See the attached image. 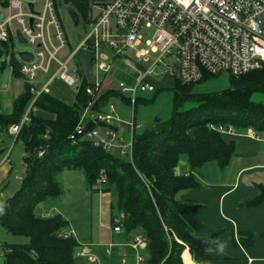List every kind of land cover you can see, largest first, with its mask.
<instances>
[{
  "label": "trees",
  "instance_id": "obj_1",
  "mask_svg": "<svg viewBox=\"0 0 264 264\" xmlns=\"http://www.w3.org/2000/svg\"><path fill=\"white\" fill-rule=\"evenodd\" d=\"M10 0L4 5L9 6ZM57 7V0H54ZM0 41V57L9 54L11 43ZM93 60V59H92ZM14 76H21V64L11 62ZM220 76H206L205 84ZM230 87L221 92L196 91L198 84H183L174 78L171 90L170 116L162 118L157 126L151 124L134 132L133 162L94 146L90 141L74 144L70 135L78 126L81 116L95 98L87 93V78L80 83L76 100L69 104L51 93L42 94L30 110L31 121L17 136L24 143L25 176L16 194L0 209V223L9 233L28 238V243H8L2 253L5 264H79L75 258L80 246L75 237L64 239L60 233L68 230L69 222L60 214L42 216L36 207L64 195L60 174L65 169H81L89 180V188L101 178L106 183L100 190L117 193V209L113 219L121 217L124 240L132 233L146 236L148 244L146 264H185L183 253L188 247L197 263L210 260V241L219 238L221 231L209 237L197 233L203 225L195 218L198 205L178 199L185 190L200 187L197 175L208 163L215 162L221 169L228 167L237 154V139L250 129L264 132V67L250 74L227 76ZM160 89L150 99L140 96L134 105V119L140 102L154 103ZM35 95L25 83V89L14 101L13 111L3 113L0 94V132L22 121ZM114 100L125 106L131 100L120 90L104 92L95 100L92 110L105 114ZM155 123V122H154ZM105 123H87L92 129ZM114 128H118L116 125ZM44 154L40 156V151ZM185 160L187 170L178 172ZM259 196L246 203L256 207L264 203V185ZM241 239L253 241V235L240 234ZM123 247L113 250L111 256L103 251L105 264H122ZM133 261V250L125 248ZM132 254V255H131Z\"/></svg>",
  "mask_w": 264,
  "mask_h": 264
},
{
  "label": "built area",
  "instance_id": "obj_2",
  "mask_svg": "<svg viewBox=\"0 0 264 264\" xmlns=\"http://www.w3.org/2000/svg\"><path fill=\"white\" fill-rule=\"evenodd\" d=\"M97 11L90 33L74 49L73 54L62 52L69 44V38L63 28L54 0H45L41 10L36 9L34 0L27 4L24 0H10L9 8L14 14L0 22V41L8 42L11 37L18 38L20 31L26 43L32 45L33 59L22 60L21 73L31 87L35 98L22 121L10 128V133L18 136L26 123L31 121L30 110L36 100L44 93H51L52 85L60 78L65 85L80 86L77 71L72 70L70 63L83 51L92 55L96 66L97 80L87 88V93L95 100L104 93L103 77L112 69V63L124 59L134 67L127 58L129 52L136 51L138 60L149 62L151 53H160L150 69L140 71L136 83L127 86L120 82L121 93L134 105L140 96L156 91L151 81L154 68L164 64V59L172 61L167 65L174 67L176 75L183 84H198L206 76L231 75L241 77L264 67V0H88ZM34 4L35 12L29 8ZM33 19V23H31ZM18 24V27L14 26ZM153 29L152 38L145 34ZM145 45L146 48H142ZM140 48H142L140 50ZM75 54V55H74ZM91 101L83 112L80 122L69 139L74 143L90 141L94 146L107 152L128 157L133 162L134 132L143 127L133 118L128 121L129 130L122 131L117 125V108L115 102L108 105L107 112L97 113L92 110ZM105 123L92 129L87 123ZM118 128H114V126ZM44 150L40 151V156ZM10 159V152L2 164ZM101 178L94 189L102 191ZM112 230L115 234L123 233L122 219H112ZM72 230H64L60 237H74ZM148 244L146 236L136 233L129 241L111 243L105 249L108 256L117 247H130L133 261L124 256L122 264H146L144 250ZM75 258L86 264H105L103 259L92 251L90 246L80 245Z\"/></svg>",
  "mask_w": 264,
  "mask_h": 264
},
{
  "label": "rangeland",
  "instance_id": "obj_3",
  "mask_svg": "<svg viewBox=\"0 0 264 264\" xmlns=\"http://www.w3.org/2000/svg\"><path fill=\"white\" fill-rule=\"evenodd\" d=\"M31 0H24V3L27 4ZM36 3V7L38 10L43 8V4L45 0H34ZM88 3V0H84ZM83 0H78L76 3L75 0H57V9L61 19V22L64 26V29L72 38V44L64 49L63 52L70 51L73 54L74 49L77 48L78 44L85 39V37L90 33L91 27L88 26V23L84 21L82 10L87 13V18L95 17L97 11L88 3L86 4ZM80 5L84 8L81 9ZM86 5V6H85ZM6 12L4 8L0 5V22L5 21ZM76 15L79 16L80 21L76 19ZM86 20V18H85ZM94 19L92 21V24ZM91 24V25H92ZM80 25L81 32H78L77 35L71 33L72 30L76 29V26ZM15 27H18L17 23H14ZM76 30L74 31L75 34ZM154 30H146L145 34L148 38H152L154 34ZM142 48L147 47L145 45ZM140 48V50L142 49ZM33 50L32 45L28 43H21L18 38H14L13 43H11L10 51L14 54L9 57L3 56L0 57V94L2 99V108L1 111L3 113H11L14 107L15 99L23 93L25 89V79L21 76H14L13 68L11 62L14 61L16 63H21L22 59L19 56V53L22 52H30ZM61 54V57L63 55ZM136 51H131L128 54V59L131 63H133L134 67L128 65L127 61L124 59H117L112 63V69L109 73L103 77V79H107L108 82H111V85H115L118 87L120 82H124L127 86H133L136 83L137 77L140 76V71L142 72L145 69H150L153 67L155 61L160 57V53H151L148 57L150 59L149 62L142 60H138L135 57ZM75 55V54H74ZM87 55L85 52L81 51L74 58L73 62L70 63V67L76 65L80 62L83 56ZM90 55V54H89ZM92 56V55H91ZM165 65L161 64L154 68V74L151 77V81L155 84L156 88H165L160 89V93L158 98L154 101V103H145L140 102L137 107L136 118L139 122H141L144 126H149L154 124L156 117L167 118L170 116L171 110V90L172 86H174V76L176 72L174 71V67L168 68L167 65H171L172 61L168 58L164 59ZM82 68V66H81ZM82 70L96 76L99 71L97 70L95 65H84ZM228 75H222L214 81L207 82L205 84H198L195 88L196 91L202 92H221L230 87V83L227 80ZM64 85L63 88H58V86ZM105 89V86H103ZM52 91L55 94L61 91L60 95L63 98H66L69 93L70 97H73L75 101V96L77 89L76 87H69L64 84V82L57 78L52 85ZM141 95H145L143 97L150 99L154 96V93H141ZM60 95H58L60 97ZM61 98V97H60ZM256 100H263V96H256ZM74 101L72 103H74ZM67 103H71V101H66ZM117 108L124 111L123 115L126 119L131 120L134 116V109L132 105L123 106L122 101L115 102ZM116 109V111H118ZM117 118L119 122H122L121 118L117 113ZM127 121V122H128ZM155 125V124H154ZM145 127H142L143 129ZM139 129V130H141ZM260 134L264 136V132H260ZM10 152V159L5 162V165H10V170L8 172V176L3 183H0V207L12 196H14L19 189L21 182L26 173V167L24 163V143L21 139H17L16 135H13L9 132H0V163ZM117 154V153H114ZM118 155V154H117ZM3 158V159H2ZM215 164V162H212ZM187 166V162L183 160L178 168V172H183L187 170L183 167ZM216 165V164H215ZM222 173V172H221ZM210 174V173H209ZM202 177H205V168L202 169ZM211 175V174H210ZM226 177V175H225ZM59 180L62 182L64 195L61 198L51 199L49 202L42 203L36 207V214L42 215L45 213H54L61 214L64 218H66L71 225H73L78 233V239L80 240H90V238H94L93 233L97 232L98 227L101 225L102 218V210L100 208V203L102 202V193L104 191H92L89 188V180L87 174L81 169H65L62 174L59 176ZM106 180V179H105ZM209 180V179H207ZM211 181L217 180V176L211 175ZM105 194V193H104ZM111 196V201L109 203V207L112 208V211L115 213H119L117 209V193L114 189L111 192H108ZM55 209H50L51 207ZM100 220V221H99ZM71 229V228H70ZM110 229L112 231V224H110ZM136 233H132L134 236ZM15 244L28 243V238L24 236L13 235L7 232L0 223V245L4 244L5 241ZM1 250V248H0ZM3 256V253H2ZM184 258V257H183ZM3 261V258H0ZM83 261V260H80ZM194 261V260H193ZM85 262V261H84ZM185 262V261H184ZM5 264V261H4Z\"/></svg>",
  "mask_w": 264,
  "mask_h": 264
},
{
  "label": "crops",
  "instance_id": "obj_4",
  "mask_svg": "<svg viewBox=\"0 0 264 264\" xmlns=\"http://www.w3.org/2000/svg\"><path fill=\"white\" fill-rule=\"evenodd\" d=\"M75 1L78 3V0ZM4 2L5 0H0V5L5 11H7L5 14V19H7L12 16L14 12L7 5H4ZM84 2L86 3V1ZM88 3L90 4L89 1ZM35 8L37 9V7ZM80 8L84 9L81 5ZM82 13L84 21L88 23V26H91L94 16L92 18H87V13L83 10ZM76 19L78 20L77 22L80 21L79 16L77 15ZM79 28L80 25H77L76 29L71 31V33H73V37L74 35H77L78 32H81L78 30ZM64 30L69 38V45H73L71 40L72 38H70L67 30ZM75 30L76 32L74 34ZM66 54L67 52H63V56H66ZM89 64L94 65L92 56L85 55L81 58L79 63L71 66V69L78 72L81 82L87 78L88 82L92 84L96 82L97 75L93 76L92 74L82 70L84 65ZM103 86H105V89L103 88L104 92L110 91L114 88V86L111 85V82H108L107 79L103 80ZM63 87L65 86H58L59 89ZM60 93L61 91L58 92V94H55L51 90L52 95L65 102L69 100L72 103L74 101L73 97H70V93L66 98H63ZM58 95H60L61 98ZM118 101L119 100H114V102ZM123 106L125 105L123 104ZM117 110L122 122L115 123L120 125L122 131L128 135V119L124 117L123 110L120 111L119 108H117ZM137 123L142 124L138 120ZM143 127L145 126L143 125ZM5 164L6 163H0V183H3L6 180L8 172L11 168L10 165ZM215 164L210 162L202 168H205V177H202V169L200 170V173L197 175L200 187L182 191L178 195V199L198 205L197 211L195 212V218L203 225L202 230L197 233L200 237H209L215 231H221L219 239L225 241L227 246L223 253L215 250L209 251L211 258L209 261L204 263H197L188 247L184 251L182 258L184 257V254L188 252L195 264H264V203L256 207L246 205V203L253 201L259 196L261 191L259 186L264 185L263 134L259 135L255 132V130L250 129L247 134L239 135L237 139V154L234 156L228 167L221 169L217 164ZM209 173L212 176H217V180L211 181V175ZM101 196V225L98 227L97 232H95V234L93 233L94 238L91 237L90 240L78 239V233L75 227L71 225L66 218L65 219L69 222L68 230L74 231V237L77 239L79 244L90 246L93 252L103 258V251L105 252L108 245L111 243H120L125 240L124 235L115 234L113 230L111 231L110 229V224H112L114 214L112 208L109 207V203L111 201L110 194H108V192H103ZM50 209L55 208L51 207ZM54 215L57 214H42V216ZM242 233L253 235V241L241 239L240 234ZM8 243L11 242L5 241L4 244L0 245V258H3V246ZM121 249L122 253L125 254L124 256H126L125 258L129 261L130 258L126 254L125 248ZM145 254L146 253L144 252V255ZM77 260L79 264H86L84 261H80L79 259ZM0 264H4V259L3 261L0 259Z\"/></svg>",
  "mask_w": 264,
  "mask_h": 264
},
{
  "label": "water",
  "instance_id": "obj_5",
  "mask_svg": "<svg viewBox=\"0 0 264 264\" xmlns=\"http://www.w3.org/2000/svg\"><path fill=\"white\" fill-rule=\"evenodd\" d=\"M34 4L33 3H29V8L32 12H35L34 10ZM31 23H33V19H31ZM18 39L20 40L21 43H26V40L23 38V36L21 35V32L18 31ZM19 56L21 57L22 60H26V61H30L33 59V54H31L30 52H22L19 53ZM161 121V117H156L155 118V126H157L159 124V122Z\"/></svg>",
  "mask_w": 264,
  "mask_h": 264
},
{
  "label": "clouds",
  "instance_id": "obj_6",
  "mask_svg": "<svg viewBox=\"0 0 264 264\" xmlns=\"http://www.w3.org/2000/svg\"><path fill=\"white\" fill-rule=\"evenodd\" d=\"M210 244L212 245V247L209 248V251H218L220 253H223L225 248H226V242L220 240L219 238L214 239L212 241H210Z\"/></svg>",
  "mask_w": 264,
  "mask_h": 264
},
{
  "label": "bare ground",
  "instance_id": "obj_7",
  "mask_svg": "<svg viewBox=\"0 0 264 264\" xmlns=\"http://www.w3.org/2000/svg\"><path fill=\"white\" fill-rule=\"evenodd\" d=\"M184 261H185V264H195L193 262L191 255L188 252L184 254Z\"/></svg>",
  "mask_w": 264,
  "mask_h": 264
}]
</instances>
